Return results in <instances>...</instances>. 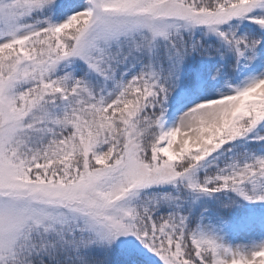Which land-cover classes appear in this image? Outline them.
<instances>
[{
  "label": "snow or ice",
  "instance_id": "1",
  "mask_svg": "<svg viewBox=\"0 0 264 264\" xmlns=\"http://www.w3.org/2000/svg\"><path fill=\"white\" fill-rule=\"evenodd\" d=\"M0 264H264V0H0Z\"/></svg>",
  "mask_w": 264,
  "mask_h": 264
}]
</instances>
